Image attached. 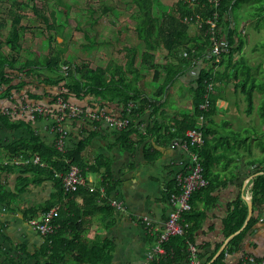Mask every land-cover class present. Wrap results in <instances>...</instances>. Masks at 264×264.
Masks as SVG:
<instances>
[{
	"label": "crops",
	"instance_id": "crops-1",
	"mask_svg": "<svg viewBox=\"0 0 264 264\" xmlns=\"http://www.w3.org/2000/svg\"><path fill=\"white\" fill-rule=\"evenodd\" d=\"M245 6L246 3H240L235 7L236 21L244 42L233 52L231 60L214 61L211 57L217 52L213 49L211 52L204 51L201 56L189 60L188 65L182 63V70L160 92L156 90L164 83L166 70L172 68L168 51L160 45L150 50L154 54V61L162 66L156 73L140 60L141 53L145 50L141 39L134 37L133 44L112 47L114 37L100 32L99 27H105L100 19L102 15L93 19L96 24L91 42L94 59L73 62L87 63L92 68L105 66L109 62L112 75L120 66L125 69L127 57L135 50L132 68L138 70L135 74L138 76L137 84L143 95L154 103H148L140 111L129 115L134 127L128 135L132 143L130 150L118 142V133L107 127L105 122L98 125L83 150L86 161L98 159L102 163L98 173H88L95 179H100V174L104 171L103 162L106 161L109 173L116 182L110 197L118 199L123 209H101L100 200L93 205L92 201L84 200L81 192L64 196V222L67 225L68 217L77 214V231L82 241L80 243L100 245L96 248L99 251L93 255L94 259L99 257L104 261L100 264H138L152 244L154 233L163 227L171 211L167 192L177 187L175 175L184 167L188 157L180 148L171 147L168 141L162 140L159 133L162 134L166 128L173 129L176 119L192 117L193 87L202 70L211 72L213 76V89L210 92L213 104L203 124V159L208 163L209 185L208 192L195 196L192 205L203 214L195 240L199 244H206V247L201 262L192 259L184 264H209L230 238L224 233V218L232 208L231 204L238 198L251 202L253 179L264 170V13L259 17H249L250 14L246 13L248 6ZM125 19L131 20V13ZM132 20L135 25V20ZM124 25L129 26L127 23ZM119 30L117 28L118 32ZM63 32L64 28L62 34ZM187 32L192 39L198 33L194 21H188ZM56 35L61 54H64V59H69L71 54L66 52L64 37ZM252 35L260 36L261 40L258 43L251 42L249 37ZM192 43L193 40L188 47ZM106 45L112 48L105 57L102 48ZM177 66L179 67L178 63ZM156 74L157 77H154ZM113 75L115 79L117 76L115 73ZM130 77H134L131 72L126 73V79ZM34 82V77L30 78L24 90L42 91L41 86L35 89ZM77 103L85 104L84 101ZM12 105L14 103L8 99H0V108ZM133 105V101L129 102L131 109ZM153 106L155 113L150 108ZM105 109L121 116L123 106L118 99H114ZM154 123L157 125V132L147 130ZM64 125L67 130L66 146H72L80 138L81 130L77 126L73 127L69 121L66 124L64 122ZM22 133L20 128L10 130L0 127V144L5 143L7 138L13 140ZM3 153L1 149V155ZM18 175L17 171L1 172L0 175L4 187L17 193L11 208L0 201V264H9L7 258L14 257L22 259L24 264H33L34 257H27V254H33L40 247L43 237L28 223L23 211L26 207H39L50 198L54 189L51 181L44 180L18 191ZM258 210L256 208L253 214ZM37 216L39 215H34ZM143 216L151 220L152 228L149 229L140 222ZM260 216L242 240L240 248L226 255L228 263H237L242 258V252L264 255V211ZM66 231L70 232V229ZM74 242L79 243L78 237L70 242L73 245L72 252L75 253L77 246H74ZM107 253L110 254L108 262L102 258ZM211 254L212 257L208 259ZM65 260L66 264H85L74 261L71 253L65 256Z\"/></svg>",
	"mask_w": 264,
	"mask_h": 264
},
{
	"label": "trees",
	"instance_id": "trees-1",
	"mask_svg": "<svg viewBox=\"0 0 264 264\" xmlns=\"http://www.w3.org/2000/svg\"><path fill=\"white\" fill-rule=\"evenodd\" d=\"M56 1L58 3L61 2V0ZM155 1L157 7L161 10L157 13L154 12ZM130 3L134 7L131 18L135 20L136 38L141 39L145 47L140 56L141 62L146 67L154 69L157 73L161 65L154 61V54L150 50L155 49L158 45L168 51L171 57L169 63L172 68L169 67L166 70L164 83L159 86L156 92L164 89V86L172 81L182 70V67H180L182 63L188 65L189 60L192 58L201 56L204 51L207 52L209 50L211 52L213 49L209 34L204 33L206 25L198 28V33L193 36V39L188 36L187 17L192 16L195 18V15L199 14L201 18L205 19L216 12V21L219 28L217 38L219 41L225 42V44L223 47H219V52L215 53V56L211 57V59L214 61L218 59L222 62L226 59L231 60L233 52L239 49L244 42L241 28L236 21L235 7H238L240 3H248V12L246 13L250 14L249 17H259L264 13V0H219L217 6H214L209 0H176L171 6L163 5L158 0H130ZM24 6H27V3L10 5L7 9L8 14L11 16L8 30L5 34L0 31V99H8L14 104L31 102L50 105L54 113L57 111L55 103L58 97H62L65 101H73L74 104L84 101L85 104H77L85 112L97 107L105 108L111 100L118 99L123 106L122 116H129L132 112L140 111L148 103L154 104L148 97L143 95L137 84L138 76H135V74L138 73V70L132 68L135 50H133L131 56L127 57L125 69L120 66L118 67L119 70H114L117 76L115 79L113 78L114 73L111 75L112 71L109 68V62L105 66H97L95 68L90 67L87 63H75L73 61L69 63L67 62L69 59H61V47L58 50L53 49L52 53L46 57H36L19 63L18 54L23 49L21 39L27 29L26 25L22 23L24 16L19 12V9ZM65 6L66 8L62 9L61 12L68 16V5L66 4ZM32 10L36 16L42 17L47 27L56 29L55 35L62 34L63 25L56 24L55 11L53 9L50 10L49 15H44L33 3ZM107 10H109L107 6L102 9L103 12ZM90 21L94 22L92 18ZM1 27H3L2 20H0ZM83 34L86 38H89L87 32L83 31ZM192 40L191 47H188ZM91 42H93L92 37ZM129 50H132V48H129ZM62 65L66 67V74L62 72ZM128 72H131L132 77H134L126 79V73ZM33 77L34 81H36L34 82L35 89L41 86L42 91L32 92L24 90L25 85H28L30 78ZM154 77H157V74ZM212 79L211 72L206 70H202L197 75L191 99L192 117L183 116L181 119H176L173 129L166 128L162 134L159 133L162 140L169 142L172 138L182 137L188 128L197 125V115L201 112L199 103L204 100L203 94L206 83L212 81ZM208 100L209 106L208 110L205 111L206 117L209 115L213 104L210 94ZM131 101L134 102L132 109L129 107V102ZM3 108L11 109L12 106ZM3 108H0V110ZM150 108H152V113H155V106ZM68 121L71 122L73 127L77 126L80 128V138L72 146H66L65 151L61 152L54 144L57 134L54 128V114H44L38 111L30 113L28 109H21V111L16 113L0 114V127L10 130L20 128L23 132L13 140L7 138L5 143L1 142L0 175L1 172L17 171L19 173L16 187L18 191L25 190L30 184H40L44 180L51 181L54 188L50 198L40 204L39 207H26L23 211L25 219L28 220L34 215L38 214L40 216L42 212L55 207L51 220L53 225L51 232L42 236L43 242L33 254H27V257H34L33 264H66L65 256L68 253H71L74 261L84 262L85 264H100V262H104L99 257L97 259L93 257L99 251L96 250V248L100 247L99 244L89 246L86 242L80 243L82 241H80L79 232L77 231L79 228V223H76L77 214L68 217L67 222L69 223L67 225L64 222V196L81 192L84 194L85 201H92L94 205L100 200L99 208L112 211L114 207L109 203L108 199L112 191L115 190L116 182L109 173V166L106 161L103 162L105 164L104 171L100 174L99 183L105 188L103 196L100 195L98 190L90 191L88 186H80L76 190L65 191L61 178V174L66 172L69 163L78 165L81 174L84 176L88 173H98L102 163L98 159L93 162L86 161L83 156V150L90 138L95 134L98 125H101L103 121L66 116L65 124ZM132 125L130 121L127 127L116 131L118 133V142L128 150L132 147V143L128 138L129 133L134 130ZM156 128L157 125L154 123L147 130L157 132ZM1 149L4 151L3 155H1ZM203 155L202 145L200 157L203 165V174L207 179L208 163L203 159ZM35 156H38L40 162H43L44 165L32 161L18 164L4 163L5 160H10L13 157L32 159ZM208 182L204 187L192 193L190 197L191 208L182 212L183 221L186 222L183 231L180 234L169 236L163 244L165 253L158 256L150 264H184L192 259L202 261L206 244L197 243L195 235L201 225L203 214L201 211L194 209L192 203L195 196L208 192ZM177 188L175 186V189ZM251 191L252 214L250 218L242 227L247 216V201L242 198L236 199L231 204L232 208L224 218V233L230 238L224 248L209 264H241L242 259L237 263H228L226 255L240 248L242 240L264 211V170L253 179ZM16 196L17 193L7 190L0 181V201L5 206L11 208ZM167 196H169V192H167ZM256 208L259 210L253 214ZM65 227L68 229H65ZM69 229L70 232H67L66 230ZM77 237L79 243L74 242V246H77V252L74 253L72 252L73 245L70 242L72 243ZM190 245L195 247L194 252L190 250ZM246 254L264 257V255L258 256L250 252H242V257ZM102 258L108 262L110 254L107 253ZM7 259L9 264H24L23 260L18 259V257Z\"/></svg>",
	"mask_w": 264,
	"mask_h": 264
},
{
	"label": "built area",
	"instance_id": "built-area-1",
	"mask_svg": "<svg viewBox=\"0 0 264 264\" xmlns=\"http://www.w3.org/2000/svg\"><path fill=\"white\" fill-rule=\"evenodd\" d=\"M214 6L218 5L219 0H209ZM217 14L213 13L212 16L207 18H201L199 14L195 15V18L189 16L186 18L187 21H194L198 28H202L206 25L204 33L209 34L212 41L214 52H219L220 48L223 47L225 42L219 41L217 33L219 28L217 26ZM62 72L66 74V67L61 66ZM213 89L212 81L206 83L205 92L203 94L204 100L199 103L201 112L197 115L198 123L195 127L188 128L182 137H175L169 141L171 147H178L187 154V161L184 167L179 170L176 175L177 189L169 191L168 201L171 205V211L167 219L163 223V227L154 233V239L152 244L145 251L144 257L138 262V264H150L161 254L165 253L164 242L173 234H180L183 231L186 222L183 221L182 212L191 208L190 197L192 193L207 184V179L203 174V165L200 157V148L204 143L203 135V124L206 120L205 111L208 110L209 106V94ZM57 111L54 113L50 105H43L41 103L25 102L23 104H14L11 109L3 108L0 110L1 113H16L21 109H28L30 113L38 111L44 114H54L55 118V130L57 132L55 137L56 148L64 152L66 149L65 138L67 130L64 126V120L66 116H76L81 118H89L91 120H100L107 124V126L114 130L119 131L130 124L129 116H117L106 111L104 107H97L96 109L84 111L79 105L74 104L70 101L63 100L62 97H58L55 103ZM33 115V114H31ZM32 161L34 163H40L39 157L35 156L32 159H21L19 157H13L10 160H5L4 163H25ZM56 174H60L55 172ZM63 188L65 191L76 190L80 186H88L90 191L98 190L100 195L103 196L105 188L99 183V179H95L92 175H82L78 165L75 163H69L68 168L64 174H61ZM109 203L115 209H123L122 203L116 199L110 197ZM55 207H51L47 211L41 213L38 217H32L28 219V223L34 228L39 234L46 235L51 232L53 225L51 223ZM140 222L143 223L147 228H152V222L146 216L140 218ZM190 250L195 251V247L190 245ZM241 264H264V257H257L252 254H246L243 256ZM196 260V259H194Z\"/></svg>",
	"mask_w": 264,
	"mask_h": 264
},
{
	"label": "rangeland",
	"instance_id": "rangeland-1",
	"mask_svg": "<svg viewBox=\"0 0 264 264\" xmlns=\"http://www.w3.org/2000/svg\"><path fill=\"white\" fill-rule=\"evenodd\" d=\"M158 1L164 2L163 5L171 6L176 0ZM22 3H27V6L19 9V12L24 16L22 23L26 25L27 29L21 39L23 49L18 54L19 63L36 57H46L52 53L53 49L58 50L61 47L56 42V29L47 27L42 17L35 15L32 10L33 3L44 15H49L51 9L55 11L56 24H62L64 28L63 34L56 36L64 37V45H67V51H65L71 54V57L67 60L69 63L87 59L92 61L94 59L91 37L93 38L95 35L96 24L91 22L90 19H94L100 14L102 15L100 18L101 22L105 25V27H99L101 29L100 32L114 37L112 47L133 44L135 41L134 37L136 38L133 20L125 19L126 15L132 13L134 9L130 0H61L60 3L56 0H0V20L3 21V27L0 28L1 33L5 34L9 27L11 16L8 14L7 9L11 4L21 5ZM66 4L68 5V16L61 12L62 9L66 8ZM106 6L109 7V10L103 12L102 9ZM160 11L155 1L154 12ZM109 22L111 23L110 26ZM260 22L262 23L263 21ZM124 23L129 26L125 27ZM117 28H120L119 32ZM121 30L124 32L122 33ZM83 31L88 33L89 38L84 36ZM95 40H98V37H95ZM249 40L258 43L261 38L260 36L252 35ZM89 46L90 48L87 49ZM108 47L106 45V47L103 46L102 48L105 57L108 55L107 51L112 48ZM61 59L65 60L64 54L61 55Z\"/></svg>",
	"mask_w": 264,
	"mask_h": 264
},
{
	"label": "water",
	"instance_id": "water-1",
	"mask_svg": "<svg viewBox=\"0 0 264 264\" xmlns=\"http://www.w3.org/2000/svg\"><path fill=\"white\" fill-rule=\"evenodd\" d=\"M252 214V203L250 201L247 202V216L245 218L244 224L247 222V220L250 218ZM244 226V225H243ZM218 254V253H217Z\"/></svg>",
	"mask_w": 264,
	"mask_h": 264
}]
</instances>
